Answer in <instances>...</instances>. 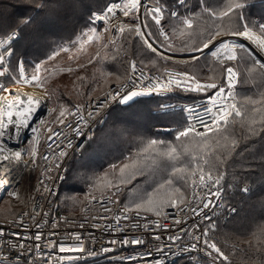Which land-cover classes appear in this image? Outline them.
<instances>
[{
	"label": "snow or ice",
	"instance_id": "1",
	"mask_svg": "<svg viewBox=\"0 0 264 264\" xmlns=\"http://www.w3.org/2000/svg\"><path fill=\"white\" fill-rule=\"evenodd\" d=\"M184 3V0H181ZM244 5L241 0H226L223 7L218 11L214 10L212 16L215 17L214 23L218 26L214 29H210L204 39H201L199 43L193 45L191 48H182V52L189 53L187 59L194 62L189 67L196 68L200 65V61L203 58L204 65L208 66V58H214V63L220 65L222 71L227 79V87L221 86L216 82L202 83L198 74L190 70H184L173 73L169 70L167 64L168 61L175 59L171 55H167L166 52H175L176 49L172 47L171 43H166L162 40V36H167L165 31L166 26H171L175 29L177 24H182L191 29L193 25V19L191 17H184L183 19H177L175 12L168 11L164 6V0H152L151 4L146 3V0H128L121 9L124 17H129L130 14H135V22L128 25L129 36L133 39L136 37L142 42L138 48V54L142 57L141 64H152L156 67L163 68V73H160L157 68V75H146L143 70L137 69L136 62L132 63V76L128 77V86L131 90L123 91L124 85L117 89L114 93L110 92L106 96L104 102L98 107L103 108L104 104L109 101L115 100L118 97H122V102L131 99L140 94H148L151 92L167 91L173 88L184 89L195 92H207L209 89H214L215 95L210 96L211 106L205 111V115L209 116V120H199L203 130L198 131L194 126L188 125L177 135V140L181 138H187L189 134H194L196 137L203 138L206 141L209 137L208 133H212L214 136L219 137L216 141L217 147L222 149L214 159H208L205 157L202 161L199 157H195L194 161L196 167L191 168V162L188 169L191 172L192 178V199L197 201L195 207L188 202L187 195L182 187L174 186V176L182 171L177 167L179 163V153L176 148H169L165 142L152 139L148 142L146 147L139 149L136 154V158H129V163H123L122 165L111 164L109 168L112 170L114 176V182H109V187L113 190L105 201L101 203V207L104 210L103 215L90 216L82 221L79 225L80 228H84L86 223L91 221V227L99 229L101 232L122 234L120 236H111L108 239L107 245L101 241H97L95 235H86L80 231H65V232H50V237L55 239L43 238L42 231H36L35 233H29L28 229L34 226L36 229H41L42 224H46L47 221L41 220L37 222L35 209L31 214H28V220L30 223H26L25 220H13L12 224L17 227H23L24 233H12L14 236H22L25 240H34L37 250L41 248H47L53 250L56 255L49 253L46 264H71V261L81 253L87 252L89 255H95L100 252H109L117 246L127 245H141L143 239L141 238L145 232H151L155 241H162L163 233L157 230L168 229L167 223H161L159 219H152L149 213L155 217L168 218V213L164 211L165 208H174L183 212L184 215L180 218H174V223L180 224L182 219H187L189 214L202 217V220L207 221L206 224L194 223L191 225L192 229L200 228L199 233L195 230L188 231L185 228L180 229L179 235L170 234L167 240L163 244L159 245L158 250L163 252L165 246L172 242H176L179 245H188L195 249L202 247L207 251V254L212 257L213 264H225L229 260L228 255L217 242L214 241V233L217 229V223L214 221L213 216L205 212V209L212 208L213 212L217 213L218 202L221 201L223 192V182L227 174V164L232 155L234 154L237 145L241 142H245L250 137L256 136L261 132H264V118L257 121L255 118L250 123H246L243 119L237 122L235 117H242L243 109L238 104L232 102L233 98V86L237 81L238 72L237 67L241 64L244 68L252 73L258 74L262 82H264V23L246 20L241 9ZM121 8L119 4H112L107 8V12L104 15L96 16L95 19L105 22V32H107V25L112 23V19L108 14H112V18L115 19L116 10ZM143 9V20L140 17V11ZM150 17V20H149ZM225 21L230 25L224 27ZM154 22V23H153ZM124 31V27H120V32ZM97 29L95 27L88 28L87 32H83L82 35L77 37V40L73 42V47H76L78 43L80 48H83L85 44L90 41L99 39L96 35ZM233 37H244L250 43L245 46L242 43H237V40ZM255 45V47H253ZM165 51H160V49ZM206 50V51H205ZM71 48L59 47L48 56L47 60H52L54 56L58 55V52H69ZM198 53V55H197ZM155 54L159 58V61L155 60L152 56ZM232 62H236L233 66ZM6 64V58L0 56V68H3L4 72H7L8 68L4 67ZM45 65V60L32 67L31 75L27 72V66L22 62H17L15 66L8 65L12 69V75L7 81L8 83H42L41 69ZM17 66L19 71L17 72ZM46 70V69H45ZM71 71V69H69ZM137 72L139 75L137 77ZM147 81V85H145ZM8 91L7 83L0 84V186L7 183V176L9 168L8 163L11 160L20 161L24 164L25 168L34 166L37 164V148L38 137L33 136L28 140V147L21 151L11 150L4 142L3 137L5 135L4 129H8L9 125L15 127V137H19L21 130L29 127V119L40 105L39 98L27 97V106H24V101L20 100L19 106L16 101L19 100V93H12V101H8L7 97L3 94ZM227 93V94H225ZM47 95V93H45ZM264 95V94H262ZM215 109V111L213 110ZM15 110V111H14ZM256 111L255 108L251 109ZM53 109H49V112ZM191 111V110H190ZM82 112L81 105H76V112L78 123L73 129L76 136L82 134L83 129L80 124L87 125L88 121L80 115ZM95 115L94 112L89 111L88 116L91 118ZM64 116L63 106L60 111L59 123L64 124L62 119ZM230 117L232 118L230 122ZM44 122L41 121V124ZM231 123V129L229 127ZM239 123V129L236 128V124ZM72 128V125H68ZM33 133L38 132V128L32 129ZM9 136L12 135L11 130L8 132ZM57 135L64 136V133H58ZM231 138V144L227 142ZM52 137H49L51 140ZM223 140L225 143L221 144ZM67 141V148L59 150L58 155H54L53 159H50L48 155H43L42 159L47 161V165L44 168L43 179H38V185L35 188L37 192H40V188H43V192L40 193L41 198L55 197L56 194L52 190L47 181H55L56 177L52 175L54 171L58 172L61 168V164L57 161H63L70 155L67 149L73 150L72 139L64 136V140L60 143L63 144ZM162 145L165 148V153L173 161L177 163L171 164V173L167 175V178L162 179L156 184L153 190L138 200H129L128 202H120V194L127 189L128 185H132L133 181H137L138 177L150 175L156 170V167L146 163L148 157H141V153H148L150 149H153L155 145ZM49 152L52 151V145H48ZM154 151V149H153ZM27 155V159H25ZM157 155L151 157L154 161ZM203 165V166H202ZM119 175H116V173ZM46 174V175H45ZM77 179H85L84 174H75ZM198 177V178H197ZM185 182L187 177H184ZM234 179H237L234 177ZM244 191H247L246 186H242ZM199 189V191H197ZM9 196L20 197L18 191L9 192ZM65 199H71L66 197ZM92 199H95L93 196ZM213 199L216 201L213 206ZM260 206L264 208V199L259 201ZM119 205L117 208L107 207L106 205ZM183 205V208H180ZM187 209V211H185ZM44 216H48V212L43 213ZM63 219V218H61ZM99 221H107L104 224ZM124 221V223H121ZM67 223V222H66ZM60 227L59 221L52 220V228ZM135 229L138 234L123 235L124 233H130ZM142 230V231H141ZM5 232L3 228H0V237L4 236ZM135 236L136 238H131ZM182 241H186L181 243ZM202 241V246H201ZM90 243H99L100 247L97 251H92L88 247ZM15 246L23 249L25 243L15 241ZM58 250V252H57ZM150 256L151 253H148ZM157 264H163L162 260L157 261ZM264 264V260H262Z\"/></svg>",
	"mask_w": 264,
	"mask_h": 264
},
{
	"label": "rangeland",
	"instance_id": "2",
	"mask_svg": "<svg viewBox=\"0 0 264 264\" xmlns=\"http://www.w3.org/2000/svg\"><path fill=\"white\" fill-rule=\"evenodd\" d=\"M112 2H120L119 5L121 6L120 10L123 8V5L128 2V0H110L107 5L102 9L100 13H102L109 4ZM149 4L152 3V0H147ZM189 3L185 2L181 3L180 8L177 12V19H183L184 17H191L193 19V25L194 27L196 21L199 19L200 16L209 18L208 26H206L207 33L210 29H214L218 25L214 23L215 17L212 16V11L208 8H203L204 11H199L195 15L189 11ZM188 5V7H187ZM165 8L167 7L164 4ZM261 6H263L261 4ZM55 9L56 6L54 5ZM167 9L171 11L168 7ZM180 9V10H179ZM217 9L216 11H218ZM59 11V9H57ZM172 12V11H171ZM98 13V14H100ZM121 13L123 14L122 10ZM95 14V15H98ZM94 15V16H95ZM93 16V17H94ZM140 17L141 20H143V9L140 11ZM129 18V24L132 22H135V14H130ZM150 20V17H149ZM154 23V22H153ZM48 24V23H46ZM49 25V24H48ZM228 25L227 21H225L224 26ZM67 25V28L65 29L66 33L69 28ZM95 27L97 29L96 35L99 36V39L93 40L88 42L84 45L83 48H80L79 44H76V47H73V42L77 40V37L82 35L83 32H87L88 28ZM176 27L184 30H189L186 26L182 24H177ZM168 26H166L165 31L167 32V36H162L161 39L165 40L166 43H171L173 41L172 33L167 30ZM191 28V29H192ZM102 29L103 26L100 22L98 24H95L92 20L91 22L84 26L83 28H79L78 32L74 34L69 41L66 40L68 37V34L64 38L61 39V36H58V39L51 41L48 46L46 47V43L49 41L52 37H46L42 40L39 38L28 37L29 43L33 42L34 46L36 47L28 56L29 64L26 65L27 72L29 75H31L32 67H34L36 64L42 62L45 60V65L42 66L41 69V78L42 83H12L9 87L12 86H18L21 84H28L34 88H36L38 91L43 94L44 101L42 103L41 110L36 113L32 114L33 116H37L35 122H37V128L38 132L35 136L38 137V143H36L37 148V157L36 160H38V154L42 148V143L46 137L47 131L59 124L60 118V111L61 107L63 106L64 109V116L62 117L63 120L66 119L68 115V111L70 107L74 104H81L84 103L90 99L97 98L102 95L106 90H108L113 85H116L118 83H121L120 81L126 80L128 73H129V65L131 61H135L139 65H141L145 69L149 70H162L163 68L159 66V63L156 67H153L152 64H141L140 61L142 57L138 54V51H135V48H133L132 40L129 36V29L124 30L123 32L118 35L115 40L112 43L106 44L104 42V38L102 36ZM55 30H62L61 23H56V26H54V29H51V31ZM13 31V30H12ZM61 32H58L60 34ZM0 35H2L0 33ZM8 35V34H7ZM207 35V34H206ZM205 35V36H206ZM204 36V38H205ZM203 38V39H204ZM236 38V37H234ZM32 39V40H31ZM139 44L142 42L137 37ZM201 39H197L193 44L199 43ZM240 43V42H237ZM25 44V42H24ZM23 43L19 45H24ZM65 47V48H71V51L69 52H58V55L54 56L52 60H47L48 56L51 55V53L55 50H58L59 47ZM130 49L134 51L133 58H130ZM162 51H165V49H160ZM14 51V50H13ZM178 51V52H176ZM175 52L168 51L166 52L167 55H171L175 57V59L168 61L167 64L169 68L177 69V70H190L192 72H195L198 74L200 80L208 81V82H216L218 84L223 81L224 73L222 71V68L220 65H217L214 63V58H211L209 56L208 58V66H205V68L201 69L205 74L200 73L201 70L197 72L196 68H190L189 66L194 63L187 58H181L176 57L174 55H181L185 54L187 52H182L181 50H176ZM39 54V55H38ZM153 58L157 61H159V58L156 57L155 54H152ZM10 65L15 66L17 62H20V58L16 56L15 54L11 55L10 58ZM203 58L200 61V64L203 62ZM233 66H235L236 62H232ZM200 66V65H199ZM11 69V68H10ZM46 69V70H45ZM71 69V71H69ZM238 77L236 81V87H235V96L236 101L235 103L244 107L245 103H247L249 100H241L240 96L242 94L246 93V84L244 80V76H249V71H247L244 66L241 64L239 67H237ZM12 71V69H11ZM19 71V68L17 66V72ZM254 75H258L255 73H252ZM259 76V75H258ZM126 77V78H125ZM124 80V81H125ZM123 82V81H122ZM248 87H254L255 83H251L250 81L247 82ZM8 87V88H9ZM47 93V95H45ZM257 93L255 90L253 92H250V94ZM157 99L160 100L157 104L153 103V107L157 113L162 114L164 113L165 117L167 114L174 116L176 114L175 110L173 108H168L166 112H163L161 110V106L164 103H170L173 101V99L168 97H161ZM242 101V102H241ZM157 105V107H156ZM53 109V111L49 112V109ZM179 111V110H178ZM120 110L114 109L110 113V119L107 124V126L98 132L95 133L94 137L89 140L81 150V152L77 155V157L74 161V164L70 168V174L68 177V180L66 184L64 185V188L62 190V195L59 197V204L61 209L69 214H75L78 212L82 205L91 197L93 196H102L106 194L112 193V189L108 186L109 182H114V176L112 174V170L109 168V166L112 164L111 162L113 160H117V162L113 164L122 165L123 163H129V158H136V154L138 153L139 149L142 147H146L148 142L152 139H146L142 138L139 139V141H147L144 144H140L135 148L133 152L130 153V155L127 157L125 154H120L119 149L120 146H123V143L121 141V138L124 137V133L128 131L132 138L135 126L132 125L131 120L127 118L120 119L119 116ZM174 114V115H173ZM178 117V122L175 123V126L169 127V128H163L159 132L163 134L164 138L159 137V141L165 142V144L169 148H176L177 153H179V163L176 161H173L168 155L165 153V148L162 145H155L153 146V149H150L148 153H141V157H148V160L144 161L146 163H149L156 167V171L162 170V174L160 175L161 180L167 178V175L171 173V168L169 167L173 163H177V167L181 168L182 171L174 176V183H177L180 187L183 188L187 195V199L189 201L190 199V184L192 182L191 178V172L188 169L189 163L191 162V168L196 167V163L194 161L195 157H201L202 155V149L204 150L205 147L203 146V143L205 142L203 138L196 137L194 134H189L187 138H181L177 140V135L180 131H182L185 127H187V122L185 119L184 114H178L176 115ZM239 117H235V120ZM232 118L230 117V122ZM41 121L44 123L41 124ZM108 121V120H107ZM109 127H112V133L114 135L111 136L112 139L109 140H103V131ZM231 128V123L229 125ZM122 128V130H121ZM119 131H121L120 134ZM135 132V131H134ZM30 137H29V135ZM28 138L25 140V147H28V140L34 136L33 132L28 133ZM208 138L206 141L211 140L213 137L212 133L207 134ZM216 137V136H215ZM218 137H216L217 139ZM106 145V147H105ZM114 151L115 154L109 159L108 164H105L101 160L102 154L105 153L104 149L106 150ZM127 146L125 147V149ZM200 149L201 151L197 150ZM157 158L153 161L151 159L152 156L157 155ZM122 156H125V160H122ZM122 160V161H120ZM38 164V161H37ZM36 164V165H37ZM103 165V166H102ZM203 166V165H202ZM84 169V171H82ZM77 173H82L85 176V179H77L76 175ZM116 175H119L117 172ZM147 176V175H146ZM146 176L138 177L137 181H133L132 185H128L127 189L120 194V202H128L129 200H138L140 197L144 196L145 194L151 192L155 184H148L146 181H144V178ZM187 177V181L185 182L184 177ZM157 182V180H156ZM246 186L248 189V185H242ZM231 188H236L235 185L226 186V192L229 191V193H232ZM243 188V187H242ZM248 191V190H247ZM66 197H70L71 199H65ZM239 199V198H238ZM238 199L229 198V200L226 197V205H231L233 201H238ZM166 209V208H165ZM164 209V210H165ZM16 212V209L14 206L10 203L8 198H4L0 200V218H6L11 215H13ZM246 214H251L248 210L240 209L238 214L235 217V220L239 219L240 217H245ZM222 222L217 223V229L214 233V241L218 239V246L222 248L223 251H225L226 255L233 260L237 262H256L262 264L261 260H249V259H242L240 258L238 253H242L241 250L234 248L235 243L227 244L226 242H223V244H227L225 246L221 245V241L223 240V236L225 235L223 232V227L221 226ZM239 250V252H238ZM251 258V257H249ZM178 264H187L185 262H181Z\"/></svg>",
	"mask_w": 264,
	"mask_h": 264
},
{
	"label": "built area",
	"instance_id": "3",
	"mask_svg": "<svg viewBox=\"0 0 264 264\" xmlns=\"http://www.w3.org/2000/svg\"><path fill=\"white\" fill-rule=\"evenodd\" d=\"M185 2V0H184ZM119 4L120 2H112L108 5L110 7L112 4ZM148 3V2H146ZM149 4V3H148ZM177 4H181V0H177ZM107 7V8H108ZM107 8L100 14L95 15L92 18V21L95 24H98V20L95 19L96 16L104 15L107 12ZM172 12L177 14L178 9H173ZM109 18L112 19V23L107 25V32H105V22L101 20V24L103 26L102 36L104 38V42L106 44L112 43L115 38L120 35V27H124V30L129 29V18L124 17L121 13L120 8L116 10L115 19L112 18V15L108 14ZM18 34L17 32H12L8 35L1 36L0 35V56H4L6 58V64L4 67H7V72L3 71V68H0V84L7 83V87H9L12 83H8L7 81L10 79V76L13 74L10 67V58L13 53V43L16 40ZM132 63L129 65V73L127 79L121 83L113 85L101 96L90 99L81 104H74L70 107L68 111V115L64 120V124H57L56 126L50 128L47 131L46 137L42 143V148L38 154V164L34 166H30L29 168H25L24 164L20 161L11 160L8 163L11 167L9 168V173L7 176V183L3 186H0V200L5 197L8 198L10 203L16 209V212L6 218H0V228L4 229L5 235L0 237V264H46L47 259L49 257V253L52 255H56V253L47 248H41L39 250L35 247L34 240H25L22 236H14L12 233H24L25 229L23 227H17L12 224V221L23 219L26 223H30L28 220V214L33 212L35 209L36 220L37 222L41 220L47 221L46 224H42L41 229H36L34 226L28 229L29 233H35L36 231L43 232L44 239H55V237H50V232H71V231H80L85 233L86 235H95L97 241H101L105 245L108 243V239L115 235L120 236L122 234L117 233H109V232H101L99 229L91 227V221L85 224L84 228H80L79 225L82 221L90 216L103 215L104 210L101 207V203L107 199V197L111 194L94 196L95 199L89 198L81 207V209L74 215H68L64 213L59 207V194L62 184L64 183L67 171H68V161L73 156H77L84 145L91 140L97 130L102 128L112 110L123 108L132 104L135 101L143 100V99H157V98H171L173 99L170 103H164L161 106V110L166 112L168 108H173V110H181L185 116L187 126L192 125L198 131H202L203 128L199 123L200 119L205 121L209 120V116L205 115V111L209 106H211L210 96L215 95L214 89H209L207 92H195L184 89L173 88L167 91H159V92H151L148 94H140L131 99L122 102V97H118L115 100L109 101L104 104L103 108L98 107L102 102L105 101L108 93H114L117 89L121 88V85H124L123 91L127 92L131 90L128 86V77L132 76ZM137 69L143 70L146 75L155 76L157 75V70H149L143 68L141 65L136 63ZM173 73L179 72L181 70L169 68ZM160 73H163V69L159 70ZM139 72H137V77ZM202 83H210L208 81L201 80ZM147 85V81L144 82ZM221 86L227 87V79L224 75L223 83ZM235 87L236 83L233 86V98L232 102L235 103ZM227 94V93H225ZM76 105H81L82 115L85 120L88 121L87 125L81 123L80 127L83 129L82 134L80 136H76L74 134L73 129L76 127L78 123L77 116L74 115L76 112ZM191 110V111H190ZM215 111V109H213ZM89 111L94 112L91 118H89ZM72 125V128H69L68 125ZM4 129L5 135H8L6 132L9 131ZM64 133V136L72 139L73 141V150L67 149L70 153L68 157H66L63 161H57V163L61 164V168L58 172L54 171L52 175L56 177L55 181L48 180L47 183L52 186L53 192L56 194L55 197H47L46 199L41 198L40 193L43 192V188H40V192H37L35 188L38 185V179H43L41 176L43 173L45 166L47 165V161L42 159L43 155H48L50 159L54 158V155L59 154V150L67 148V141H64L63 144L60 142L64 140V136L57 135L58 133ZM52 137L49 140V137ZM30 137V135H29ZM3 142L13 151H21L25 148V143H21V139L13 140L12 137L4 136ZM12 141L16 145H10L9 142ZM51 143L52 151L49 152L48 145ZM27 159V155L24 157ZM46 175V174H45ZM198 178V177H197ZM18 191L20 193V197H12L9 196V192ZM192 182L190 184V199L188 202L192 204L193 207L196 206L197 201L192 199ZM199 191V189H197ZM216 201L213 199V206H215ZM107 207L117 208L119 205H106ZM183 205H180V208H183ZM217 213L213 212L212 208L205 209V212H208L209 215L213 216V219L216 223L225 222L231 219L238 211L236 205H226V195L223 188L221 201L218 202L217 205ZM166 213H168V218L164 219L163 217H155L153 214L149 213V216L152 219H159L161 223H167L169 225L168 229L157 230L163 233L162 241L157 242L154 240L151 232H145L141 237L143 239V244L141 245H127V246H117L113 248L109 252H100L95 255H89L87 252L81 253L76 256L71 264H157V261L162 260L163 264H178V263H187V264H213L212 257L207 254V251L202 247L191 248L188 245H179L176 242H172L165 246V250L160 252L158 250L159 245L163 244L164 241L167 240L168 235L170 234H181L180 229L185 228L188 231L195 230L199 233L200 228L192 229L191 225L194 223L206 224L207 221L202 220V217L189 214L188 218L182 219L180 224L174 223V218H180L184 215L183 212L178 211V209H165ZM187 211V209H185ZM48 212V216H44L43 213ZM63 218V219H61ZM56 219L59 221L60 227L52 228V220ZM67 222V223H66ZM107 221H99V223L104 224ZM124 223V221H121ZM142 231V230H141ZM138 234L135 229L130 233H124L123 235H132ZM131 238H136L132 236ZM15 241H19L25 243V247L23 249L15 246ZM186 242L182 241L181 243ZM202 246V241H201ZM92 251H97L100 247L99 243H90L88 245ZM58 252V250H57ZM148 253H151L149 256ZM219 264V261L217 262ZM225 264H260L256 262H237L233 261L229 258Z\"/></svg>",
	"mask_w": 264,
	"mask_h": 264
},
{
	"label": "trees",
	"instance_id": "4",
	"mask_svg": "<svg viewBox=\"0 0 264 264\" xmlns=\"http://www.w3.org/2000/svg\"><path fill=\"white\" fill-rule=\"evenodd\" d=\"M109 1L110 0H0V33L2 34L1 36H5L12 32H17L18 36L13 43V55L15 54L18 56L20 62L24 65H28L30 62L28 56L31 51L36 48L33 42L29 43L28 37H33V39L39 38L40 40H42L44 36L52 37L46 43V47L51 41L58 39V36H61L62 39L68 34L66 40L69 41L74 37L73 35L78 32V29L86 26L89 21L91 22L93 16L100 13ZM186 2H190L188 9L195 15L199 11H204L203 8H208L210 11L220 9L223 7L226 0H186ZM241 3L244 5L241 11L246 20L264 23V0H241ZM164 4L171 11L181 6L177 4V0H164ZM261 4L263 6H261ZM54 5L59 11L55 9ZM208 21L209 18L200 16L192 29L184 31L176 26L175 29L168 26L167 30L172 33L173 38L172 47L176 50L191 48L195 45L193 43L197 39H203L207 34L206 26H208ZM56 23H61L62 30H55L52 32L51 29H54ZM67 25H69V27L71 26V28L68 27L69 30L64 33ZM224 27H228V25ZM58 32L61 33L57 35ZM21 43L24 45H19ZM131 43L135 51H138L140 44L137 37L133 39ZM133 54L134 51L130 49V58H133ZM203 68H205L204 61L200 66L196 67V70L198 72ZM200 73L205 74L203 70H201ZM244 80H247L245 82L246 93L242 94L240 99L249 101L245 103L244 107L239 106L242 104L239 103L238 106L243 109V114L242 117L237 118L236 121L239 122L243 119L246 123H250L253 118L259 121L264 118V95H262L264 94V82L260 80L258 75H254L252 72H249L248 77L244 76ZM248 81L255 83L254 87H248ZM254 90L257 93L250 94V92ZM160 100L162 99H143L117 109L120 110L118 116L120 119L129 117L128 119H130L132 125L135 126L132 128L135 131L131 132L133 133L132 138L129 137L131 134L128 131H126L124 137L121 138L123 146H120V154L124 153L125 156L128 157L137 146L147 142L139 141V139L149 138L159 140V137L164 138L163 134L159 131L163 128L173 127L175 123L178 122V117L176 115L183 114L181 110H175L176 114H173L174 116L167 114L165 117L164 113H157L158 111H156L152 105L153 103L157 104ZM253 108H255L256 111H252L251 109ZM109 119L101 129L107 126ZM236 128L239 129V123L236 124ZM100 131L101 130L98 132ZM120 133L121 131H119L118 134ZM102 135L104 141L112 139L111 136L114 135L112 133V127L105 129ZM218 139L219 137L216 139L213 135L211 140L203 143L205 149H202V155L199 157L201 161L205 157L210 160L214 159L215 156L222 151V149L217 147L216 141ZM220 143L223 144L225 142L221 140ZM227 143L229 145L231 144V138ZM126 146L127 148L125 149ZM104 151L105 153L102 154L101 160L105 162V164H108L109 159L115 152L107 148L106 150L104 149ZM198 151L201 150L198 149L197 152ZM125 156H122V160L127 158H125ZM77 157L79 156H73L68 161L67 176L61 186L59 197L62 195V190L71 171L70 168ZM115 162H117V160H113L111 163L113 164ZM82 171H84V169ZM161 172V169L159 171L155 170L150 175H147L144 181L152 185L155 183L157 184L161 181ZM234 177L237 179H234ZM227 185H235L236 188H231V190L234 191L229 193V191H225ZM242 185H248V191H244ZM174 186L180 187L177 183H174ZM223 188L228 200L230 197L239 199L231 203L236 205L238 209L237 213L231 219L221 223L225 234L221 241V245L225 246L230 243H235L234 248L242 251V253H238L240 258L264 260V208H262L259 203L261 199H264V132L250 137L245 142H241L237 145L234 154L227 164V174L223 182ZM240 209L248 210L251 214H246L245 217H240L238 220H235ZM63 212L66 213L65 211ZM66 214L74 215V213ZM75 214H77V212ZM216 241L218 242V239H216ZM223 242L227 244H223Z\"/></svg>",
	"mask_w": 264,
	"mask_h": 264
},
{
	"label": "bare ground",
	"instance_id": "5",
	"mask_svg": "<svg viewBox=\"0 0 264 264\" xmlns=\"http://www.w3.org/2000/svg\"><path fill=\"white\" fill-rule=\"evenodd\" d=\"M232 39L237 40V42H240V43L244 44L245 46H247L250 43V41H247L246 38H244V37H236V38L233 37ZM253 47H255V45H253ZM17 92L20 94L19 95V100L16 101L17 106H19L20 100H23L24 101V106L26 107L27 106V97L31 96L33 98H39L40 99V105L37 107L36 111L33 114H36V113H38L41 110L42 103L44 101V96L40 92V90L38 91L36 88H34V87H32V86H30L28 84H21V85H18V86L9 87L8 91L5 92L3 95L5 97H7L8 101H12L13 100V96L11 94L12 93H17ZM0 104H3V101H0ZM36 117L37 116H33V115L30 117V119H29V125L30 126L27 127V128L22 129L21 130V134H20L19 137H15V127L13 125H9V128H10L11 133H12V135L9 136V137H12L13 140H18V139L22 140L23 136H25L28 133L32 132L33 128H37V122H35V120H34V119H36ZM8 132L9 131H7L6 133L8 134ZM33 134L35 136L37 133H33ZM8 135H4V136L6 137ZM20 142L22 143V141H20ZM17 144H18V142H17Z\"/></svg>",
	"mask_w": 264,
	"mask_h": 264
},
{
	"label": "water",
	"instance_id": "6",
	"mask_svg": "<svg viewBox=\"0 0 264 264\" xmlns=\"http://www.w3.org/2000/svg\"><path fill=\"white\" fill-rule=\"evenodd\" d=\"M147 1V0H146ZM98 22H101V20H98ZM160 51H162V50H160ZM206 51V50H205ZM188 55H189V53H185V54H181V55H174V56H176V57H181V58H187L188 57ZM197 55H198V53H197ZM28 138V135H25V136H23V138H22V143H24L25 142V140ZM9 144L10 145H16L17 143L15 142H13L12 140H10V142H9Z\"/></svg>",
	"mask_w": 264,
	"mask_h": 264
}]
</instances>
